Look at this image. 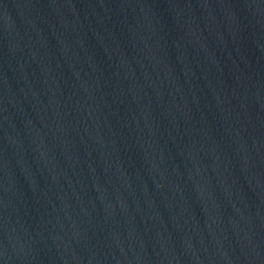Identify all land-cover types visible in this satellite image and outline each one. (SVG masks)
<instances>
[{
    "label": "water",
    "instance_id": "1",
    "mask_svg": "<svg viewBox=\"0 0 264 264\" xmlns=\"http://www.w3.org/2000/svg\"><path fill=\"white\" fill-rule=\"evenodd\" d=\"M0 264H264V0H0Z\"/></svg>",
    "mask_w": 264,
    "mask_h": 264
}]
</instances>
